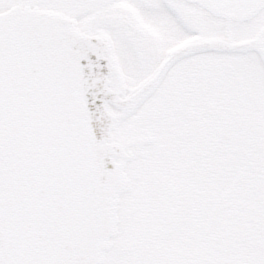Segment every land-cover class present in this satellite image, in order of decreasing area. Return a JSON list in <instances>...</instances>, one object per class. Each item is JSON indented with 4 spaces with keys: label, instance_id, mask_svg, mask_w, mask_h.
<instances>
[{
    "label": "snow or ice",
    "instance_id": "snow-or-ice-1",
    "mask_svg": "<svg viewBox=\"0 0 264 264\" xmlns=\"http://www.w3.org/2000/svg\"><path fill=\"white\" fill-rule=\"evenodd\" d=\"M0 264H264V0H0Z\"/></svg>",
    "mask_w": 264,
    "mask_h": 264
}]
</instances>
